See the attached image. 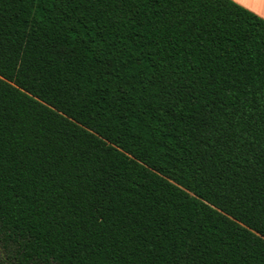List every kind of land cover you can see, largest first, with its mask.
<instances>
[{
    "label": "trees",
    "instance_id": "16d2710c",
    "mask_svg": "<svg viewBox=\"0 0 264 264\" xmlns=\"http://www.w3.org/2000/svg\"><path fill=\"white\" fill-rule=\"evenodd\" d=\"M111 6L0 0V264H264V20Z\"/></svg>",
    "mask_w": 264,
    "mask_h": 264
},
{
    "label": "snow or ice",
    "instance_id": "6c2138e0",
    "mask_svg": "<svg viewBox=\"0 0 264 264\" xmlns=\"http://www.w3.org/2000/svg\"><path fill=\"white\" fill-rule=\"evenodd\" d=\"M179 3H184L185 0H178ZM225 4H228L230 6V0H223ZM145 6V0H112V6H111V12L116 18L119 20L121 17L124 20H127L130 24L139 23L137 17L141 14L140 8ZM183 32V30H181ZM190 40L192 42H195L196 40L200 41V46L205 47L204 45V37H201L198 34H193L192 37H184V43L189 44L190 46ZM219 55V54H217ZM212 63V57L209 55L208 60L206 62V66L210 65ZM173 73V79L169 81V87L173 91L179 92L180 88L177 87V82L174 78ZM197 75L199 76V80L196 78H193V80L190 82L191 87L188 89L189 92L193 91L196 87L200 85L208 86V79L206 77V73L204 72H198ZM189 83L188 81H180V84H186ZM209 136H212L214 133L211 129H209ZM209 146H211V140L209 141ZM259 235L264 238V232L259 233ZM42 264V262H41Z\"/></svg>",
    "mask_w": 264,
    "mask_h": 264
},
{
    "label": "crops",
    "instance_id": "0c3cea01",
    "mask_svg": "<svg viewBox=\"0 0 264 264\" xmlns=\"http://www.w3.org/2000/svg\"><path fill=\"white\" fill-rule=\"evenodd\" d=\"M264 20V0H231Z\"/></svg>",
    "mask_w": 264,
    "mask_h": 264
}]
</instances>
